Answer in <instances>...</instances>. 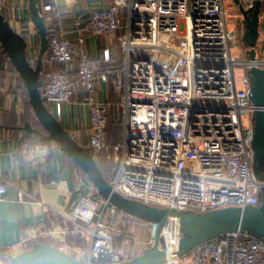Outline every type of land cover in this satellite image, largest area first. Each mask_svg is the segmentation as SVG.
Masks as SVG:
<instances>
[{
    "label": "built area",
    "instance_id": "2783aa9c",
    "mask_svg": "<svg viewBox=\"0 0 264 264\" xmlns=\"http://www.w3.org/2000/svg\"><path fill=\"white\" fill-rule=\"evenodd\" d=\"M224 1L113 0L94 11L81 30L78 22L73 33L48 32L50 70L40 73L43 105L59 120L63 106L79 97L89 110L88 149L113 163L108 184L120 197L196 214L261 205L263 185L253 172L252 139L253 116L264 113V106L250 101L249 72L264 71V0H259L254 60L242 42L248 30L240 7L250 16L255 0H228L236 17L231 28ZM6 9V0H0V15L7 21ZM41 12L45 20L54 8L44 5ZM91 38L116 39L120 67L112 66L109 49L99 57L89 54ZM236 69L245 75L239 82ZM110 83L121 128L116 144L107 142L110 103L98 97ZM47 152L32 154L37 159ZM82 192L75 195L63 225L42 236L61 243L74 239L62 251L85 264L124 262L114 251L115 237L134 222H145L116 212L124 223L118 228L106 201ZM6 193L0 183V202ZM23 197L36 201L24 193L20 201ZM162 232L167 237L169 226ZM179 237L177 231L176 242ZM163 264H264V242L238 230Z\"/></svg>",
    "mask_w": 264,
    "mask_h": 264
},
{
    "label": "crops",
    "instance_id": "0c3cea01",
    "mask_svg": "<svg viewBox=\"0 0 264 264\" xmlns=\"http://www.w3.org/2000/svg\"><path fill=\"white\" fill-rule=\"evenodd\" d=\"M112 2L113 0H40V5L41 9L48 4L54 8V12L46 14L44 20L48 32L65 34L76 31L71 28L78 22L80 30L85 28L94 11L111 5ZM6 3L5 16L8 23L17 34H21L23 38L27 36L31 42L27 44V56L31 64L33 58L36 61L38 53L34 49L35 36L32 34L36 29L29 17V0H6ZM34 34L37 35V31ZM109 41L91 38L86 51L99 57L102 50L109 49L111 64L118 67L121 60L120 47L116 55ZM0 51V183L7 189L4 201L0 202V263L9 264L12 258L29 250L34 244H49L60 250H64V246L75 244L74 239L67 238L65 243H61L46 238L41 233L63 225V217L71 211L80 188L82 194L96 193L84 173L55 145L40 143L25 131L26 125L36 129L38 122L28 104L22 80L2 53L1 47ZM47 54L48 49L40 73L50 70L46 61ZM60 69L54 67V70ZM98 97L110 103L111 119L116 114L113 109L116 95L112 84L100 92ZM58 121L78 145L88 148L89 110L79 102V97L63 106L62 117ZM119 140L120 137L117 138L118 142ZM44 148L47 149V154L35 159L32 153L36 151L39 154ZM21 193L30 195L36 201L26 197L20 201ZM25 239L27 242L22 243Z\"/></svg>",
    "mask_w": 264,
    "mask_h": 264
},
{
    "label": "water",
    "instance_id": "95a60500",
    "mask_svg": "<svg viewBox=\"0 0 264 264\" xmlns=\"http://www.w3.org/2000/svg\"><path fill=\"white\" fill-rule=\"evenodd\" d=\"M238 4V0H234ZM259 0L250 16H244V25L248 32L243 36V44L251 48L249 57L255 58L256 40L258 37ZM29 17L39 37V51L35 64H30L27 56V42L17 34L0 15V47L9 59L22 80L28 104L31 107L40 129H32L28 125L25 131L33 135L40 143L54 144L78 169L93 186L96 196L107 203V207L139 221L156 225L159 229L169 226V247H154L132 260L120 264H163L181 258L199 245L212 241L225 233L247 231L264 242V113L256 112L253 116L254 134L252 149L254 152L253 172L261 188V205L244 209H223L205 214L177 212L172 209L150 207L141 203L126 200L112 192L104 179L94 157L88 148L76 143L69 132L43 105L40 88V71L43 58L48 49L47 31L42 17L40 0H29ZM252 90L250 101L257 107L264 106V71L252 69ZM180 234L176 242V233ZM9 264H85L62 250L44 244H34L29 250L12 258Z\"/></svg>",
    "mask_w": 264,
    "mask_h": 264
},
{
    "label": "rangeland",
    "instance_id": "374dc122",
    "mask_svg": "<svg viewBox=\"0 0 264 264\" xmlns=\"http://www.w3.org/2000/svg\"><path fill=\"white\" fill-rule=\"evenodd\" d=\"M224 2H225V9L227 12L228 27L231 28L233 19H235L236 17L233 14V9L229 1L225 0ZM34 33H36L35 30L33 31L32 35L35 36V43H34L35 48L34 49L36 53H38L39 40H38L37 35ZM24 39L26 40L28 45L31 44L27 36H24ZM109 43L113 45L112 47L114 48V51L116 52V55H117L119 53V46H118L116 39H110ZM239 46L244 48V46L241 43L239 44ZM232 54L235 55L236 59L239 61H244L245 59L244 57H241L240 55L236 54V52H233ZM31 61H32L31 64L34 65L35 64L34 58ZM120 65H121V60H120L118 67H120ZM244 76L245 75L241 69L235 70L236 81L238 82L241 81L244 78ZM246 123H247V120L243 119L244 126L246 125ZM111 124L113 125V128L110 132V137L113 140L121 137V128L119 125L117 114L112 115ZM37 128H39V126ZM96 158H97L98 163L100 164L101 170L105 173V180H107L108 183H110L111 174L114 168L113 164L103 163V160L100 159L101 158L100 156L96 155ZM85 195L93 196V193L91 194L88 193ZM97 199L102 200V198L100 197H97ZM112 212L113 211L111 210V215L115 216L116 225L118 226V228L124 225L123 221L120 219V215H117L116 212L115 213H112ZM163 234L164 233L162 232V228L159 229L157 226L148 225V223L134 222L133 224L126 227L124 235H119L115 237L114 251L118 253L120 255V258L123 260L125 261L132 260L135 257L142 255L144 251L147 249L154 248L157 246L161 248H166V244L164 243L165 241L163 240L164 239Z\"/></svg>",
    "mask_w": 264,
    "mask_h": 264
},
{
    "label": "trees",
    "instance_id": "16d2710c",
    "mask_svg": "<svg viewBox=\"0 0 264 264\" xmlns=\"http://www.w3.org/2000/svg\"><path fill=\"white\" fill-rule=\"evenodd\" d=\"M46 31H47V34H48V30H47V28H46ZM0 53H1V51H0ZM26 97H27V95H26ZM38 126H39V124H38ZM112 128H113V125L111 124V119H110L109 126H108V129H107V139L109 138V140H107V142L109 143V141H110L109 144H115V143H118L117 139H114V140H113V139L110 137V132H111ZM38 129H40V126H39ZM114 141H116V142L113 143ZM91 154H92V156L94 157V159H95V161H96V164H97L99 170L101 171V173H102V175H103V177H104V179H105V173L101 170V168H100V164H99L98 161H97L96 155H94L93 153H91ZM97 156H100V157H101L100 159H102L104 163H106V164H109V163H110V162H107V161H106V159H105L106 156H105L104 153H100V154L97 155ZM112 164H113V163H112ZM113 166H114V165H113ZM111 175H112V174H111ZM106 181H107V180H106ZM107 182H108V181H107ZM47 246H51V247H55V248H57L56 246H53V245H47Z\"/></svg>",
    "mask_w": 264,
    "mask_h": 264
},
{
    "label": "bare ground",
    "instance_id": "6f19581e",
    "mask_svg": "<svg viewBox=\"0 0 264 264\" xmlns=\"http://www.w3.org/2000/svg\"><path fill=\"white\" fill-rule=\"evenodd\" d=\"M166 236H167V237H164L163 240L165 241L164 243L166 244V248H168V247H169V243H167V242H168L167 239H168L169 236H168V234H167ZM166 241H167V242H166ZM167 245H168V247H167ZM166 248H165V249H166Z\"/></svg>",
    "mask_w": 264,
    "mask_h": 264
}]
</instances>
